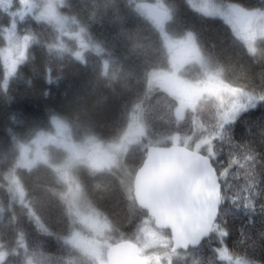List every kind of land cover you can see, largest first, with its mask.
<instances>
[{
    "label": "trees",
    "instance_id": "obj_1",
    "mask_svg": "<svg viewBox=\"0 0 264 264\" xmlns=\"http://www.w3.org/2000/svg\"><path fill=\"white\" fill-rule=\"evenodd\" d=\"M23 1L24 8L30 9L37 0H15L12 5L17 7ZM145 1L158 0H62L61 14L82 30L79 43L29 10L17 16L0 4V256H4L0 264H94L66 241L73 224L63 196L65 186L54 168L56 155L51 163L33 167L18 163L23 147L41 133H52L55 122L68 126L77 141L87 136L116 141L125 129L123 119L138 105L152 144L170 145V141H158L177 134L193 135L195 120L207 124L210 131L218 129L215 96H206L179 116L176 96L144 83L151 70L170 69L169 41L178 48L189 45L199 56L198 62L179 70L184 79H204V61L227 87L258 99L223 125L214 151L222 156L230 152L237 159L239 169L228 177L237 190L251 183L246 173L264 170V38L250 50L227 20L199 11L190 0H161L169 16L159 28L141 9ZM220 1L247 9L264 8V0ZM14 24L15 33L25 40V51L9 73L4 50ZM81 43L85 45L80 58L77 49ZM146 152L147 147L140 145L130 148L125 162L130 167L128 175L117 169L93 171L86 166L75 170L86 199L113 229L111 244L137 243L143 221L154 223L133 195L134 176ZM225 219L230 235L224 245L264 264L261 216L257 214L254 223H248L243 212L230 209ZM242 225L246 232L243 241L238 231ZM163 231L171 236L169 230ZM178 252L183 256L173 264H216L202 243Z\"/></svg>",
    "mask_w": 264,
    "mask_h": 264
},
{
    "label": "rangeland",
    "instance_id": "obj_2",
    "mask_svg": "<svg viewBox=\"0 0 264 264\" xmlns=\"http://www.w3.org/2000/svg\"><path fill=\"white\" fill-rule=\"evenodd\" d=\"M14 1L0 0V4L10 7L15 15L18 13L17 16H22L26 10H29L28 12L34 13L39 19L53 24L62 36L77 39L78 43L83 39L82 30L61 14L59 4L62 0H37L31 2L30 9L28 7L27 9L24 8L25 1L20 3L19 6L13 7ZM190 3L194 8L205 14L219 16L227 20L234 27L238 36L246 42L250 50H254L255 42L258 39L264 38V8L247 9L237 3L220 0H190ZM155 4L168 13V9L161 0H158ZM168 16L169 13L167 18ZM154 25L157 27L156 23ZM12 27L8 32V47L4 50L6 68L9 73L15 70L18 65L16 60L25 51V40L15 33V24ZM169 44H171L170 41ZM84 45L79 44L77 55H83ZM167 47H169L172 61L170 69L151 70L144 77V83L153 90H165L168 87L166 82L172 83L173 88L172 86L171 88L174 90L180 87L179 84L184 85L187 89L194 90L197 82L184 79L179 74L182 66L186 65L182 57L192 53L189 54V51L184 48H178L179 45L177 47L175 45ZM186 47H189V45ZM64 49L66 48L64 47ZM141 50L136 51L138 57L141 56L139 55ZM202 59L199 63L202 62ZM196 61L198 62V59ZM201 65L205 72L204 80L206 81L208 78L210 80V75L214 72L207 69L204 61ZM211 81L216 80L212 78ZM208 87H210V90L206 91L211 93L213 86ZM183 91L182 94L180 91L169 92L179 100V116H184L188 109L191 110L196 107L195 103L191 104L193 99L190 98L189 93L185 89ZM181 95L186 98L187 103L179 99ZM214 96L217 101V122H215V126H219L218 129L216 128L217 130L210 131L211 129L207 124L195 120V133L193 135L182 136L177 134L169 138H161L158 142L170 141L173 144L193 145L192 149L203 151L209 156V149L214 150V142L220 137L223 125L236 118L240 111L254 106L258 101L255 96L247 93L241 94L227 87L226 84L223 89L216 90ZM123 123L125 129L120 138L116 141L106 142L93 136H87L81 141L74 140L70 128L57 121L52 133H41L30 144L23 147L18 162L21 166L33 167L38 163H51L53 155H56L58 161L54 164V168L65 186L63 196L67 201L73 224V229L67 236L66 241L94 264H109L108 249L113 245L110 241L113 229L109 221L86 199L82 184L75 176V170L80 166H86L93 171H100L92 166V163L96 160L105 169H117L122 171V174L128 175L130 167L125 162L130 148L136 145L148 147L153 143V139L147 134V128L142 118V110L138 105L130 110V113L123 119ZM19 199H22L21 195ZM137 237V244L142 249L143 264H173L176 259L183 256L178 251L184 250L172 251L171 236H168L163 229L157 228L151 219L143 221ZM3 258L4 256L1 255L0 262Z\"/></svg>",
    "mask_w": 264,
    "mask_h": 264
},
{
    "label": "water",
    "instance_id": "obj_3",
    "mask_svg": "<svg viewBox=\"0 0 264 264\" xmlns=\"http://www.w3.org/2000/svg\"><path fill=\"white\" fill-rule=\"evenodd\" d=\"M141 9L157 27L164 26L166 10L149 1L143 2ZM207 158L208 155L182 144H151L142 166L135 173L133 195L136 203L153 217L157 228L170 231L173 252L187 251L202 243L198 238L196 210L183 193ZM92 166L99 170L104 168L96 160ZM108 258L109 264H143L142 249L132 241L111 245Z\"/></svg>",
    "mask_w": 264,
    "mask_h": 264
},
{
    "label": "snow or ice",
    "instance_id": "obj_4",
    "mask_svg": "<svg viewBox=\"0 0 264 264\" xmlns=\"http://www.w3.org/2000/svg\"><path fill=\"white\" fill-rule=\"evenodd\" d=\"M223 156L222 152L210 148L208 158L202 161L197 175L183 195L196 210L198 238L209 255L216 260V264H221V261H226L227 264H256L246 253L232 252L224 245L225 239L230 235L225 218L230 209H235L248 216V223H254L257 214L264 221V170L253 169L246 173L245 176L251 183L246 182L243 189L237 190L229 183L228 177L239 169L238 161L230 152ZM226 205L229 207H225ZM238 231L242 241L246 239L243 225ZM259 239L264 250V229L260 231Z\"/></svg>",
    "mask_w": 264,
    "mask_h": 264
},
{
    "label": "flooded vegetation",
    "instance_id": "obj_5",
    "mask_svg": "<svg viewBox=\"0 0 264 264\" xmlns=\"http://www.w3.org/2000/svg\"><path fill=\"white\" fill-rule=\"evenodd\" d=\"M187 45H181L180 48H184L185 50H188L189 51V54L192 53L191 55H184L182 58L184 59V63H186V66L193 63L194 60H197L199 59V56L194 52V49H192V47H186ZM194 53V54H193ZM183 63V64H184ZM212 78H215L216 81L212 82L211 79ZM207 81V83H205ZM199 80V81H196L197 82V86L195 87L194 90H191V89H187V87H185L184 85L182 86L181 84L180 87H177V89H172L173 86H172V83H168L166 82V85L168 87L165 88V90H167L168 92H176V91H180L181 94L182 92H184L183 90L185 89L189 95H190V98L193 99V101H191L192 103L191 104H196V106L198 105V103L203 100L204 98H206V96H209V95H215V91L216 90H219V89H223L225 87V83L222 82V80H220L219 78H217L213 73L210 75V80L208 78V80ZM212 85L213 86V90L210 91L211 93H209L208 91L206 90H210V86ZM172 86V88H171ZM215 86V87H214ZM180 100H184L185 103H187L188 101L186 100V98H184L182 95L179 97Z\"/></svg>",
    "mask_w": 264,
    "mask_h": 264
}]
</instances>
